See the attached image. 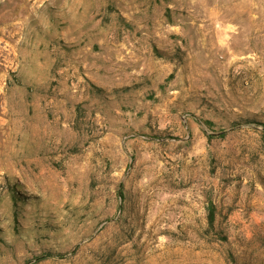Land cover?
Instances as JSON below:
<instances>
[{"label":"rangeland","instance_id":"374dc122","mask_svg":"<svg viewBox=\"0 0 264 264\" xmlns=\"http://www.w3.org/2000/svg\"><path fill=\"white\" fill-rule=\"evenodd\" d=\"M0 264H264V0H0Z\"/></svg>","mask_w":264,"mask_h":264},{"label":"trees","instance_id":"16d2710c","mask_svg":"<svg viewBox=\"0 0 264 264\" xmlns=\"http://www.w3.org/2000/svg\"><path fill=\"white\" fill-rule=\"evenodd\" d=\"M213 207L211 206L210 207V211H209V214H208V224H209V226H211L212 225V223H213V209H212Z\"/></svg>","mask_w":264,"mask_h":264},{"label":"bare ground","instance_id":"6f19581e","mask_svg":"<svg viewBox=\"0 0 264 264\" xmlns=\"http://www.w3.org/2000/svg\"><path fill=\"white\" fill-rule=\"evenodd\" d=\"M205 3H206V2H205ZM194 4H195V3H194ZM219 4H220V3H219ZM196 5H197V4H196ZM195 7H196V6H195ZM195 7H194V8H195Z\"/></svg>","mask_w":264,"mask_h":264}]
</instances>
